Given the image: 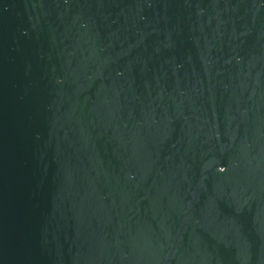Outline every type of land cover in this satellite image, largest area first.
Masks as SVG:
<instances>
[{
    "label": "water",
    "instance_id": "obj_1",
    "mask_svg": "<svg viewBox=\"0 0 264 264\" xmlns=\"http://www.w3.org/2000/svg\"><path fill=\"white\" fill-rule=\"evenodd\" d=\"M0 264H264V0H0Z\"/></svg>",
    "mask_w": 264,
    "mask_h": 264
}]
</instances>
